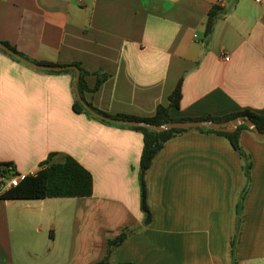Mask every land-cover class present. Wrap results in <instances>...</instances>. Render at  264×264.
<instances>
[{"label": "crops", "instance_id": "0c3cea01", "mask_svg": "<svg viewBox=\"0 0 264 264\" xmlns=\"http://www.w3.org/2000/svg\"><path fill=\"white\" fill-rule=\"evenodd\" d=\"M213 4L223 15L204 45ZM0 41L80 63L89 87L106 73L85 98L108 114L152 116L179 80L173 117L264 114V0H0ZM74 81L0 50V162L21 177L70 155L93 178L90 196L0 199V264H95L107 237L138 226L110 264H231L237 224V264H264V138L239 133L252 165L238 214L243 159L229 140L195 129L167 139L145 170L143 225L142 134L75 112Z\"/></svg>", "mask_w": 264, "mask_h": 264}, {"label": "trees", "instance_id": "16d2710c", "mask_svg": "<svg viewBox=\"0 0 264 264\" xmlns=\"http://www.w3.org/2000/svg\"><path fill=\"white\" fill-rule=\"evenodd\" d=\"M223 15V9L218 4H213L207 12L206 20L204 23V32L202 36L203 44L206 45L213 33L215 23L218 18ZM11 50L19 54L20 56L34 61L39 64H47L58 66V63L48 62V61H38L31 60L25 56L22 52L18 51L13 45L7 41H0ZM0 50H3L0 47ZM5 51V50H3ZM6 52V51H5ZM13 58L22 61L19 57L6 52ZM64 66L61 70H53V72H68L72 75L73 81L76 76V69L79 71V79L77 82L78 93L80 97L85 101L89 108L98 114L110 116L113 118H120L125 120H140L146 121L152 124H162L169 121L177 120H193V119H211L214 121H226L232 119L239 115H245L249 117L258 128L259 131H264V114H258L253 111L244 109L241 111H236L232 113H227L221 116L206 115L201 117H173L170 115V108L177 107L181 98V81L179 80L170 93L168 99V104H159L156 107L154 115L149 117H137L134 115H128L124 113L108 114L104 111L93 106L91 101L85 98L86 92H93L106 78L107 74L103 72L97 73V79L93 87H89L86 82V76L89 71L84 69L80 63L71 62L67 64H62ZM75 67V68H74ZM72 108L75 112L85 113L88 116L94 115L84 106V104L78 99L77 93L75 92ZM103 122L113 123L106 119L100 118ZM129 128L140 131L142 134L143 147L139 160V170H138V182L140 189V208L143 212V225H147L151 220V213L146 201V185L144 174L145 170L149 167L153 156L161 150L164 142L176 135L184 133L188 130L195 129L200 132H213L225 136L233 148L241 155L243 159V173L245 176V184L243 186L242 192L239 197V201L236 204V214L239 213L242 208V199L245 190L249 184L250 169L252 165L251 158L249 154L241 147L239 143V133L241 130L246 129L252 131L246 125H239L234 131H220L205 127H195V128H170L163 131H156L154 129L140 126V125H130L122 124ZM51 156L45 159L41 167L34 173L22 175L19 182L11 187L0 190V199H41L47 197H85L90 196L93 190V178L91 172L82 166L75 158L70 155H66L64 159L60 162H51ZM11 163L0 162V176L19 175L14 171L13 168L9 169L8 165ZM142 226L138 227H124L121 231L114 235L106 238L105 250L103 256L96 261L95 264H110V258L115 252L116 248L127 238L130 234L141 231ZM239 236L238 224L231 240L230 258L231 264H237L235 258L236 244ZM118 264H132L131 262H120Z\"/></svg>", "mask_w": 264, "mask_h": 264}, {"label": "water", "instance_id": "95a60500", "mask_svg": "<svg viewBox=\"0 0 264 264\" xmlns=\"http://www.w3.org/2000/svg\"><path fill=\"white\" fill-rule=\"evenodd\" d=\"M0 47L5 50L8 53H11L12 55L19 57L21 60L28 62L30 64H33L36 67L43 68V69H49V70H61L64 68V66L58 65H47V64H39L33 61H30L13 50H11L9 47L4 45L3 43L0 42ZM75 68V67H74ZM76 69V77L74 81V87L78 96V99L84 104V106L96 117L106 119L108 121L112 122H119V123H125V124H130V125H140V126H145L151 129H154L156 131H163L167 130L170 128H195V127H205V128H211L215 130H220V131H234L239 125H246L248 128H250L254 134L258 138H264V131H259L258 128L255 126L254 122L247 116L245 115H239L236 116L232 119L226 120V121H214L211 119H193V120H177V121H169L165 122L162 124H152L146 121H140V120H125V119H120V118H113L110 116L98 114L96 112H93L89 106L85 103V101L80 97L78 93V88H77V82L79 79V71L77 68Z\"/></svg>", "mask_w": 264, "mask_h": 264}, {"label": "built area", "instance_id": "2783aa9c", "mask_svg": "<svg viewBox=\"0 0 264 264\" xmlns=\"http://www.w3.org/2000/svg\"><path fill=\"white\" fill-rule=\"evenodd\" d=\"M224 59L227 60L228 57L224 56ZM8 168L11 169L13 168L12 164L8 165ZM19 175H11L8 174L6 176H0V190L5 189V187H11L16 185L19 182Z\"/></svg>", "mask_w": 264, "mask_h": 264}]
</instances>
